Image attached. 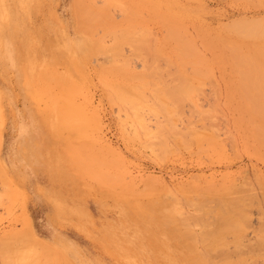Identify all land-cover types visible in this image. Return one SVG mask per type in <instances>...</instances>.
Masks as SVG:
<instances>
[{
	"label": "rangeland",
	"instance_id": "374dc122",
	"mask_svg": "<svg viewBox=\"0 0 264 264\" xmlns=\"http://www.w3.org/2000/svg\"><path fill=\"white\" fill-rule=\"evenodd\" d=\"M263 23L0 0V264H264Z\"/></svg>",
	"mask_w": 264,
	"mask_h": 264
},
{
	"label": "bare ground",
	"instance_id": "6f19581e",
	"mask_svg": "<svg viewBox=\"0 0 264 264\" xmlns=\"http://www.w3.org/2000/svg\"><path fill=\"white\" fill-rule=\"evenodd\" d=\"M256 19H257V18H256ZM258 19H259L260 22L262 21V20H260V18H258ZM258 23H259L258 20H256V24H255V25L259 27V24H261V23H259V24H258ZM257 24H258V25H257ZM263 24H264V23H263ZM251 26H252V25H251ZM254 29H256V27L254 28V25H253V30H254ZM258 30H260V29L258 28ZM254 31H255V30H254ZM256 31H257V30H256ZM260 31H262V29H261ZM248 61H249V60H248ZM247 64H248V63H247ZM251 64H252V63H251ZM254 64H256V62H255ZM249 65H250V64H249ZM251 66H252V65H251ZM255 66H256V65H255ZM253 67H254V66H253ZM161 205H162V204H161ZM163 205H164V204H163ZM155 215L158 216L157 214H155ZM160 217H161V216H160ZM162 219H163V218H162ZM225 224H226V223H225ZM226 225H227V224H226ZM31 228H32V226H30V228H29V229H30V234H31L32 236H34V232H33V230H32ZM222 228H223V227H222ZM181 232H182V231H181ZM186 232H188V231H186ZM9 234H10V233H9ZM9 234H8V235H9ZM13 234H14V233H13ZM184 235H185V234H184ZM6 236H7V235H6ZM9 236H10V237H9ZM9 236H7V237H9L10 239H11V238H14V235L12 236V234H10ZM11 236H12V237H11ZM186 236H187V234H186ZM9 238H6V239L8 240ZM10 239H9V241H11ZM14 239H15V238H14ZM34 239H37L36 241L42 243V245L45 246V247H46V246H50L47 242H44V241H43L42 239H40V238H37V237L34 236ZM9 241H8V242H9ZM15 241H17V239H16ZM11 242H12V241H11ZM13 242H14V241H13ZM13 242H12V244L9 242L10 245H12V247L14 246ZM16 243H18V241H17ZM19 244H21V243L19 242ZM4 245H5V244H4ZM8 245H9V244H8ZM16 246H17V245L15 244V247H16ZM22 246H23V245H22ZM24 246H25V245H24ZM6 248H7V247H6ZM15 249H16V252H17V250L20 249V248H19V246H18L17 248H13V250H15ZM10 250H11V248H10ZM13 250H12V251H13ZM20 250H21V249H20ZM25 251H26V250H25ZM20 252H22V250H21ZM26 252H27V251H26ZM13 253H14V252H13ZM13 253H12V254H13ZM18 253H19V251H18ZM6 254H7V253H6ZM7 255H8V254H7ZM16 255H17V253H16ZM27 255H28V254H27ZM28 256H30V255H28ZM28 256H25V257H28ZM17 257H18V256H17ZM192 257H193V255H192ZM28 258H29V257H28ZM190 258H191V257H190ZM19 259H20V258H19ZM30 259H31V258H30ZM30 259H27V261L30 260ZM24 261H25L24 263H26V260H24ZM187 261H188V260H187ZM24 263H23V264H24Z\"/></svg>",
	"mask_w": 264,
	"mask_h": 264
},
{
	"label": "crops",
	"instance_id": "0c3cea01",
	"mask_svg": "<svg viewBox=\"0 0 264 264\" xmlns=\"http://www.w3.org/2000/svg\"><path fill=\"white\" fill-rule=\"evenodd\" d=\"M36 236V235H35ZM37 237V236H36ZM37 238H39V237H37Z\"/></svg>",
	"mask_w": 264,
	"mask_h": 264
}]
</instances>
